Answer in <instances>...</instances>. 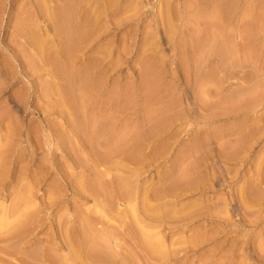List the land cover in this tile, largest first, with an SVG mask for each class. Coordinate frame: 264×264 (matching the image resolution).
Here are the masks:
<instances>
[{"label":"rangeland","instance_id":"374dc122","mask_svg":"<svg viewBox=\"0 0 264 264\" xmlns=\"http://www.w3.org/2000/svg\"><path fill=\"white\" fill-rule=\"evenodd\" d=\"M57 1L0 0V264H264V0Z\"/></svg>","mask_w":264,"mask_h":264},{"label":"bare ground","instance_id":"6f19581e","mask_svg":"<svg viewBox=\"0 0 264 264\" xmlns=\"http://www.w3.org/2000/svg\"><path fill=\"white\" fill-rule=\"evenodd\" d=\"M29 1L33 4V6H35V9H36V8H38V9L44 8L43 5H44L45 2H46V0H29ZM54 1H55V0H54ZM56 1H57V0H56ZM61 1H62V0H61ZM64 1H65V0H64ZM73 1H74V0H73ZM52 2H53V1H52ZM57 2L60 3V4H61V7H62L63 3H61L60 0L57 1ZM12 3H13V2H12ZM12 3H11V4H12ZM74 3H75V2H74ZM74 3L72 2L71 4L73 5ZM56 4H57V3H55L54 6H56ZM60 4H59V5H60ZM45 5H46V4H45ZM33 6H32V7H33ZM40 7H41V8H40ZM45 7H46V6H45ZM47 8H48V7H47ZM38 9H37V11H38ZM50 9H51V7H50ZM57 9H60V7L57 8ZM27 10H28V9H27ZM32 10H33V9H32ZM52 10H56V9H52ZM60 10H61V9H60ZM39 11H40V10H39ZM46 11H47V10H46ZM48 11H49V9H48ZM31 12H32V11H31ZM51 12H52V11H51ZM53 12H54V11H53ZM53 12H52V13H53ZM57 12L59 13V11H57ZM60 12H61V11H60ZM42 13H43V12H42ZM52 13H51V17H50V18L53 19V17H54V18L57 20V22L59 23L58 19H60V13L58 14V13H56V11H55L54 13H56V14H58V15L54 14L55 16H53V17H52ZM35 15H36V14H35ZM40 15H41V14H40ZM43 15H45V14H43ZM72 15H73V14H72ZM41 16H42V15H41ZM52 19H51V20H52ZM55 19H54V20H55ZM52 22H53V21H52ZM57 22H56V23H57ZM54 24H55V22H54ZM55 25H56V24H55ZM57 26H58V25H57ZM57 26H56V27H57ZM59 29H60V28H59ZM59 29H56V30L59 31ZM25 32H26V31H25ZM22 33H23V32H21L20 34H22ZM27 33L31 34L30 31H28ZM32 34H33V33H32ZM32 34H31V36H32ZM14 35H15V34H14ZM24 35H25V33H24ZM10 36H11V34H10ZM12 36H13V35H12ZM12 36H11V37H12ZM21 36H22V35H21ZM31 36H30V37H31ZM33 36H34V35H33ZM14 37H15V36H14ZM17 37H18V36H17ZM24 37H26L27 39L29 38V37L26 36V35H25ZM11 39H12V38H11ZM27 39H26V40H27ZM34 39H35V38H34ZM36 39H37V38H36ZM38 39H39V42H37L38 40L36 41V42L38 43L37 45H39V44L41 43V42H40V38H38ZM9 40H10V39H9ZM23 40H24V38H23ZM30 40L33 42V41H34V40H33V37H32V39L29 38V42H31ZM25 42L28 43V41H25ZM34 43H35V42H34ZM29 44H32V43H29ZM41 44H42V43H41ZM41 44H40L39 46L35 45V49H36V46H37V47H40V46H43V47H44V45H41ZM6 47H7V45H6ZM7 48H8V47H7ZM33 48H34V47H33ZM10 49H11V47H10ZM12 49H15V48L13 47ZM37 49H38V48H37ZM41 49H42V47H41ZM15 50H16V49H15ZM20 50H23V49H20ZM44 50H45V49H44ZM36 51H37V50H36ZM39 51H42V50H40V48H39ZM39 51H38V52H39ZM14 52H17V51H14ZM36 53H37V52H36ZM39 53H40V52H39ZM44 53H45V51H44ZM37 55H38V54H37ZM26 64H27V63H26ZM29 64H30V63H29ZM23 65H24V64H23ZM34 65H35V64H34ZM32 66H33V65H32V63H31V67H32ZM27 68H28V67H27ZM0 219H1V218H0ZM1 220H2V219H1ZM6 221H7V220L5 219V223L10 222L9 220H8V222H6ZM2 222H3V221L0 222V226L4 223V222H3V223H2ZM1 223H2V224H1ZM9 224H10V223H9ZM6 225H7V224H6Z\"/></svg>","mask_w":264,"mask_h":264}]
</instances>
